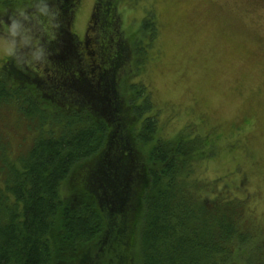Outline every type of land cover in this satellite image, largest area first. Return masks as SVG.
I'll list each match as a JSON object with an SVG mask.
<instances>
[{"label":"trees","instance_id":"1","mask_svg":"<svg viewBox=\"0 0 264 264\" xmlns=\"http://www.w3.org/2000/svg\"><path fill=\"white\" fill-rule=\"evenodd\" d=\"M75 1L0 0V20L27 14L15 36L0 29L15 48L0 67V107L14 102L19 116L55 123L0 176V264H133L135 245L143 264H264L240 225L243 201L200 195V140L159 136L150 93L135 80L145 57L132 59L118 0L95 1L82 40ZM150 17L140 26L148 47ZM34 40L47 55L30 66ZM4 142L9 150L0 132V156Z\"/></svg>","mask_w":264,"mask_h":264},{"label":"rangeland","instance_id":"2","mask_svg":"<svg viewBox=\"0 0 264 264\" xmlns=\"http://www.w3.org/2000/svg\"><path fill=\"white\" fill-rule=\"evenodd\" d=\"M95 1H75L72 29L80 40ZM116 9L124 34H133L132 59L141 66L145 57L135 80L150 93L159 136L200 140L192 170L203 184L200 195L219 196L221 205L242 200L240 225L257 236L250 233V255L257 238L256 253L264 252V0H118ZM146 15L156 33L149 47V30L140 27ZM9 58L0 54V67ZM52 124L19 116L14 102L2 105L0 132L9 150L4 142L0 176L9 158ZM143 262L135 245L132 263Z\"/></svg>","mask_w":264,"mask_h":264},{"label":"clouds","instance_id":"3","mask_svg":"<svg viewBox=\"0 0 264 264\" xmlns=\"http://www.w3.org/2000/svg\"><path fill=\"white\" fill-rule=\"evenodd\" d=\"M26 15L27 14L23 9H18L15 13L8 17V21H10V23L8 21L4 22L0 20V29H2V33L15 36L20 28V18L26 17ZM55 17L56 13L54 12L52 14V21L55 20ZM52 21H50L49 24L55 26ZM31 43L34 46V50L30 52V58L25 63L33 66L44 62L47 54L46 50L39 46L37 40L31 41ZM0 54L15 58V48L12 42L8 40L5 35H0Z\"/></svg>","mask_w":264,"mask_h":264}]
</instances>
